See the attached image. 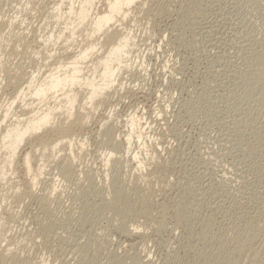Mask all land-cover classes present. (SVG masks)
Instances as JSON below:
<instances>
[{
	"label": "rangeland",
	"instance_id": "rangeland-1",
	"mask_svg": "<svg viewBox=\"0 0 264 264\" xmlns=\"http://www.w3.org/2000/svg\"><path fill=\"white\" fill-rule=\"evenodd\" d=\"M54 1L0 0V105L32 73L47 71V57L65 51L37 47L57 27L48 17ZM142 7L117 19V29L134 43L110 98L81 131L82 148L75 143L73 157L63 149L45 163L31 195L25 192L36 159L33 174H25L21 160L8 168L21 195L0 180V217L8 223L0 249L15 253L5 264H110L112 258L123 264H264V0H149ZM22 34L27 49L13 45ZM73 47L68 54L78 51ZM4 64L16 65L10 75L20 74L15 90ZM26 111L20 101L11 109ZM133 116L153 150L138 148L135 135L126 144ZM101 125L112 126L117 152ZM136 152L145 163L154 158L142 186L134 181ZM65 156L72 163L67 180L60 177ZM122 185L140 194L154 190L144 214L135 205L122 220L99 211L101 199ZM135 227L138 237L125 232Z\"/></svg>",
	"mask_w": 264,
	"mask_h": 264
},
{
	"label": "bare ground",
	"instance_id": "bare-ground-1",
	"mask_svg": "<svg viewBox=\"0 0 264 264\" xmlns=\"http://www.w3.org/2000/svg\"><path fill=\"white\" fill-rule=\"evenodd\" d=\"M139 1L140 0H55L53 6L49 9L51 11L48 13V17L56 22L55 24L57 27L54 30H49L46 36H41L44 44L39 45L38 43V46H36L41 52L43 51L42 47L50 45L51 47L60 46V51L64 50H62V48H65V51L59 52L58 56L52 55L47 57L46 59L48 62L42 65L47 71L43 74H41L40 70L32 73L25 81L23 88L21 86L18 88V84H16V86L14 84V86L17 87L16 90L14 86H12V82L18 81L20 79V74L19 72H13L14 75H10L11 73L9 72L10 68L12 70L13 67L14 70L17 71L16 65L8 68L5 64L3 65L1 70L4 72L6 79L11 83L13 90H15L13 93L11 92V96L9 95L8 101L5 102L4 105H0V109L2 108L0 111V155L5 154L7 156L5 161L0 159V180L4 181L7 179V181L10 182V186H8L9 183L7 184L5 182L7 187H10V191L11 189L13 190L11 186L14 184H11L10 177L8 180V175H10L9 173L11 172L9 169L13 170V166L17 161L21 160L22 164H24L23 166L26 170H24L25 174L33 172V162L35 159L37 163H39L38 165L35 164L37 168H35L34 174L31 173L33 175H31V177L28 176L30 180L27 182V192L25 193L31 195L40 176L44 172L45 163L53 161L63 149L69 151L67 157L72 156L74 154L73 146H75V143L82 148L85 140L83 136L81 137V131L85 128L84 126L93 119L92 114H94L98 106L100 107L102 103H105V101L110 98L109 96L111 93H109V91H112V85L115 83L117 75L122 69L121 65L124 63V58L131 53L129 52V48L132 47L134 43V39L129 32L121 33L120 30L117 29V19L121 18L122 20H126L130 15L131 9L138 7L137 9L141 11L143 8L142 6L149 0H145L143 3L142 1L144 0L140 3ZM102 3L105 4L104 12L99 11V6ZM25 4L27 5V3ZM10 25L12 27V24ZM18 34L19 33H17V35ZM78 38L80 41L77 40ZM13 45L15 48H18V46H25L27 49L29 43H27L25 36L22 34L21 38L20 36L16 38ZM71 46H75L73 49L78 51L73 54H68L66 50L67 48L70 50ZM41 52H37L35 55L37 56V54H41ZM24 53L26 54V52ZM10 65L13 64L11 63ZM18 69L20 68L18 67ZM16 101H20V104L25 106L27 109L25 113H11V109ZM10 114H12V116L9 118ZM107 119H110V117ZM128 121L130 133L127 134L126 139H124L126 144L130 146V139L133 140L136 138V142L139 145L138 148H147L149 144H147V141L144 139L139 118L133 116ZM105 130L107 131V142L111 146L110 151L117 152L119 150V144L115 139L112 126L111 128L109 127L108 130ZM133 135H135V138ZM22 145L24 147H22ZM150 145L148 150L152 148ZM139 153L136 152V154L134 153L132 156L136 162V166L133 167L136 173H138V178L134 181L136 183L138 181L141 182L140 184L142 186V183L148 179V175L142 172L148 168H145V166H147L150 161L152 163V159L154 158L151 159L149 156V160H147L148 163H145L146 160L144 161L143 158L141 159L138 157ZM153 153L156 154V152ZM153 153L151 154L155 155ZM67 157H64L67 162L62 165L60 170V177L66 180L72 175V163L70 162V158ZM105 161L106 164L110 162L108 158ZM131 169L133 170V168ZM143 185L145 186V184ZM146 185L148 184L146 183ZM144 186L141 188L144 189ZM136 187L134 190L132 188H130L131 190L129 189L130 191L133 190L132 195H134L135 199L132 198L131 192L127 190V186L125 187L122 185L115 188V192L111 194L113 196L109 198V200L101 199V201L105 202H102V204H100L101 206L99 205V211H108L107 214L112 213L114 216L118 217V219L121 218L122 220L125 218L130 207L135 205L136 211H138L139 214H144L145 210L151 205V197L154 195V190L150 193V187L148 188L146 186L148 189H144L147 191L145 192L146 194H140L137 189L139 187ZM14 189H16V187ZM19 190L20 189L17 187V189L12 192L15 193L16 196H19L21 195V190ZM23 195L25 194H22V197ZM105 196L107 198L108 194ZM0 200L5 201V198L3 197ZM133 200H136L134 204L132 203ZM181 211L182 208H178L177 212L180 213ZM5 224L6 219L0 217V235L6 230L3 229L2 231L3 225L7 227L6 225L8 223ZM120 228L122 229L123 227ZM136 228L138 229V227H135V232L133 230H126L125 232L130 236L138 237L141 232H137ZM122 231H124V229L121 230V232ZM238 244L239 243H237L234 248L240 247ZM221 248L222 247H219L224 253V250ZM12 252L8 248L0 249V264H5L8 260H13L15 258V253ZM219 252L220 251L217 253L216 251V255L222 254V252L221 254ZM242 252L243 248L241 249V253ZM254 259L252 258V260ZM123 263L121 259L115 260L112 258L110 264ZM12 264L38 263L21 260L19 262L12 261Z\"/></svg>",
	"mask_w": 264,
	"mask_h": 264
}]
</instances>
